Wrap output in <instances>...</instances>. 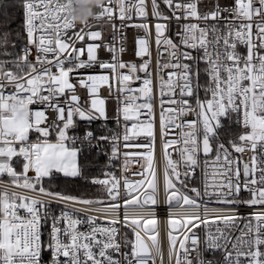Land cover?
<instances>
[{
    "label": "snow or ice",
    "instance_id": "1",
    "mask_svg": "<svg viewBox=\"0 0 264 264\" xmlns=\"http://www.w3.org/2000/svg\"><path fill=\"white\" fill-rule=\"evenodd\" d=\"M0 264H264V0H0Z\"/></svg>",
    "mask_w": 264,
    "mask_h": 264
},
{
    "label": "built area",
    "instance_id": "2",
    "mask_svg": "<svg viewBox=\"0 0 264 264\" xmlns=\"http://www.w3.org/2000/svg\"><path fill=\"white\" fill-rule=\"evenodd\" d=\"M149 11H150V8H149ZM149 19H151V16L149 17ZM94 26H96V25H94ZM98 26L103 28V30H104V40H105V42H107L110 39V36H111V28H110V26L106 25V24H101V25H98ZM124 32H125V38L123 40V47H124L125 50H124L123 53H119L118 52V55H119L120 59H122L126 63L139 64L141 62L140 58L135 55V50H136L135 39L137 37H143L145 35V33H144L143 30L138 29V28H127V29L124 30ZM149 41H150V44H151V51H152L153 61H155V59H156V49H155V44H154V30H153L152 37L149 38ZM116 47H117V49H119V47H120L119 34H117ZM101 58L102 59H106V60L110 59V54L107 53V52H101ZM153 67H154V65H153ZM123 71L127 72V69H125ZM140 75L143 76V73H141ZM113 85H114L113 86V96L110 99H108V115H109L110 120L112 118H114V116L116 114L115 113V109L117 107L116 93H115V82H113ZM139 86H141L139 81H136L133 84V87H139ZM101 96L108 97V89L107 88L101 89ZM157 111H158V109H157ZM142 119H143V117H142ZM93 126L99 128L100 127V122H97ZM107 127L110 128V129L116 130V125L114 123H109L107 125ZM121 130H122V126H121ZM128 151H137V149H128ZM157 159L161 161L160 168H161V172H162L163 164H162V157H161V154H160L159 135L157 136ZM119 167L120 166L118 164L116 166L117 171L119 170ZM137 169H138V166L135 163L130 165V172H134ZM100 175H96V176H100ZM129 178L130 179H139V177L134 176V175H130ZM161 179H162V174H161ZM161 215H163V213ZM161 228H162V236H163V224L161 225Z\"/></svg>",
    "mask_w": 264,
    "mask_h": 264
},
{
    "label": "trees",
    "instance_id": "3",
    "mask_svg": "<svg viewBox=\"0 0 264 264\" xmlns=\"http://www.w3.org/2000/svg\"><path fill=\"white\" fill-rule=\"evenodd\" d=\"M15 25L14 27H18ZM98 126V125H97ZM108 164V157L102 154L99 150L91 153L89 160L87 161V168L89 169L90 176L100 175L102 170H106L105 166ZM60 187L66 191H70L73 194L83 190V182L77 184H61Z\"/></svg>",
    "mask_w": 264,
    "mask_h": 264
}]
</instances>
